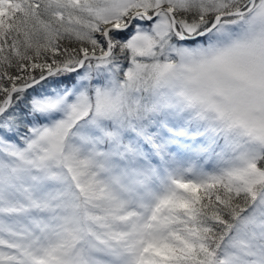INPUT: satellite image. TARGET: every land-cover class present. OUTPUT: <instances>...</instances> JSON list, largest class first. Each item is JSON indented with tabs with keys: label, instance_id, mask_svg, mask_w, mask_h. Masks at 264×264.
Listing matches in <instances>:
<instances>
[{
	"label": "snow or ice",
	"instance_id": "1",
	"mask_svg": "<svg viewBox=\"0 0 264 264\" xmlns=\"http://www.w3.org/2000/svg\"><path fill=\"white\" fill-rule=\"evenodd\" d=\"M0 264H264V0H0Z\"/></svg>",
	"mask_w": 264,
	"mask_h": 264
}]
</instances>
